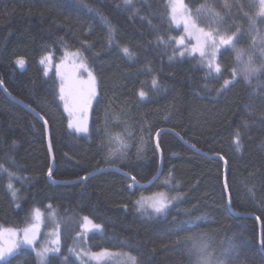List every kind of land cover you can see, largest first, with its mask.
<instances>
[{
	"label": "trees",
	"instance_id": "trees-1",
	"mask_svg": "<svg viewBox=\"0 0 264 264\" xmlns=\"http://www.w3.org/2000/svg\"><path fill=\"white\" fill-rule=\"evenodd\" d=\"M184 1L218 45L233 42H211L203 57L185 51L168 0H0V223L27 225L36 207L60 213L62 245L50 264H83L70 246L84 216L102 225L88 232L92 249L127 250L138 264H197L193 240L207 242L212 264H264V101L249 110L264 72L241 76L245 60L232 49L241 29L215 11L203 15L206 0ZM225 1L235 10L256 2ZM251 24L264 33V16ZM65 48L82 50L98 78L87 134L70 128L57 73L41 63L59 62ZM24 103L46 119L49 139ZM120 133L124 154L109 156V136ZM158 190L180 198L161 215L137 205ZM17 251L0 264H39L32 247Z\"/></svg>",
	"mask_w": 264,
	"mask_h": 264
},
{
	"label": "rangeland",
	"instance_id": "rangeland-1",
	"mask_svg": "<svg viewBox=\"0 0 264 264\" xmlns=\"http://www.w3.org/2000/svg\"><path fill=\"white\" fill-rule=\"evenodd\" d=\"M256 2L254 4L249 5L248 7H239L238 9H231L230 6L226 3L225 0H206L205 3H203V6L201 8V13L205 16H208L211 14L212 11H215L216 13H219V15L223 16L224 18H227L230 25L234 27V29H241V39H239L237 42L235 41L234 44H232V49L234 51V55L239 58L243 57V60H245V64L239 69L241 76L245 77L244 69L248 67L253 66V62L257 66V69H259V72H255L262 74L264 72V33L256 30V28L253 27L251 24L252 19L255 17V15L260 12L261 10V4L260 0H255ZM168 6L171 9L172 7V0H168ZM183 9L178 11L176 15V19L173 20L174 23L182 28V35L179 36L178 42L185 51H188L189 53H196L199 54V52H193L194 47H199L197 43L196 37L200 35L198 32V29H203L204 32H211L208 30L205 26L201 25L196 17L193 15L190 8L186 5L185 1L183 0ZM171 16V14H170ZM259 16V15H258ZM185 19L189 21V28L186 31L185 30ZM192 24H195V29L191 27ZM212 33V32H211ZM213 36V34H212ZM182 39V43H181ZM211 40H207L205 42V38L201 36L200 43L203 44V50L206 52L209 51L211 45ZM247 48L246 56L242 55L244 50ZM79 50V52L82 55L83 63L87 65L88 71H85L83 68L80 67L81 59L80 58H74L71 53H75ZM245 56V57H244ZM18 58H23L25 63L23 66H20L16 63V66H18L21 69H24L27 64V60L24 56H17L15 58V62ZM43 58H46L44 61L47 63L48 71L52 68L55 69L60 85V96L63 95L62 105L63 109L67 113V116L69 118V125L74 131L78 133L87 134L90 131V116H91V108L92 103L95 101L98 92H99V83L98 78L95 74L94 69L91 67V65L86 60V57L84 55V52L82 50L77 48H65L63 52L62 58L57 63H52L50 59V55H46ZM257 59L255 62L254 59ZM91 72L92 75L95 77V90L96 95L95 97H90L88 95L89 92V75L88 72ZM252 75V74H251ZM250 78V75L247 77V80L253 81ZM255 89L253 92V95L251 97V104L249 106V110H253L259 102L264 101V76H259L258 79H256V82L254 83ZM63 87L64 91L61 92V88ZM86 126L88 131L82 132L77 131L78 127ZM119 136L121 140L125 142L124 135L115 134L113 137ZM127 144V143H126ZM116 147H120L119 143L116 142ZM171 185V184H170ZM164 193L168 198L179 196V192L171 193L168 190H158L153 193L144 194L141 196L144 197H152L153 194H159ZM139 196L138 200L141 198ZM161 197L158 195L154 197V200H158ZM175 201V200H173ZM172 201V202H173ZM172 204V203H171ZM169 205V207L171 206ZM168 207V208H169ZM145 208L150 209L152 212L151 207L145 206ZM35 209H39L42 214V219L38 227L36 239L34 241L33 245H26L32 247L35 252L42 250L44 247H56L57 245L52 244L51 242L54 240H59V251L61 249L62 245V223L64 222L62 215L60 213H56V211L51 212H45L43 208L36 207ZM34 209V210H35ZM168 210V209H167ZM166 210V211H167ZM166 211L164 213H166ZM164 213H156V214H164ZM84 217H88L89 221H85ZM82 224L80 225V228L76 230L74 235V240L72 241V245L70 246V253H73L78 260L81 261L83 264H130L128 261V256H134L136 255L130 251L127 250H120V249H109V248H103V249H92L88 242V232L89 230L96 229L100 230L102 229V225L100 223L94 222L90 216H84ZM36 223L34 219V211H33V221L29 222V224L22 226V227H14V226H8L0 223V232H3V243L4 246L7 247L9 243V231L12 230L15 235L11 237V242L13 243H19L21 240H23V230L25 228L30 227L32 224ZM93 225H99V228L93 227ZM25 245H21L20 248ZM104 250H107L106 252ZM53 252H49L51 254ZM102 253V254H101ZM100 254V255H97ZM47 256V258H48ZM137 259V257H136ZM39 260V258H38Z\"/></svg>",
	"mask_w": 264,
	"mask_h": 264
},
{
	"label": "snow or ice",
	"instance_id": "snow-or-ice-1",
	"mask_svg": "<svg viewBox=\"0 0 264 264\" xmlns=\"http://www.w3.org/2000/svg\"><path fill=\"white\" fill-rule=\"evenodd\" d=\"M132 4H133V0H123V6H125V7L132 6ZM260 4L262 7H261V10L258 13V15L264 16V0H260ZM118 7H120V5H118ZM183 7H184L183 6V0H172V7L170 9V14H171V18L173 20L176 19V15H177L178 11L183 9ZM216 15H219V13H216ZM184 23H185V30L187 31L189 28V21L187 19H185ZM191 27L193 29H195L196 26H195V24H192ZM114 32H115V29L112 28L111 26H109V32H108L109 44H111L113 41ZM198 32L200 33V35H198L196 37V39H197V43H198L199 47H194L193 52L198 51L201 57L205 56V51L203 50V44L200 43L201 36H203L205 38V42H207V40H211L212 41V47L214 49L218 48L219 45H229L233 42V39H234L233 36H229L227 38L221 37L219 40V45H218L216 40L213 38L211 32L206 33V32H204L203 29H198ZM262 39H264V38H262ZM182 42L183 41L181 39V43ZM122 51L126 55H129V56L132 55L129 48H127V47H124L122 49ZM181 54L183 55V53H181ZM71 55L74 58H80L81 59L80 67L83 68L85 71H88L87 65L85 63H83V58H82V55L79 52V50H77V52H75V53H71ZM212 55H214V52L212 53ZM45 59L46 58H42L41 63H44ZM16 63L20 66H23L25 61L23 58H18L16 60ZM209 67L211 68V67H213V65L210 63ZM214 70L217 73H219L221 71V67L218 63L215 64ZM257 71H259V69H257V68H252V67L245 68L244 69L245 79H247V77L249 75H251L252 73H255ZM88 75L90 78L88 81V83H89L88 95L90 97H95V95H96L95 77L92 75V73L90 71L88 72ZM0 83H2V82H0ZM231 83H232V81L225 80L223 88H227ZM155 84H156V81L153 80V85H155ZM222 90L223 89H221V91ZM63 91H64V89L62 87L61 92L63 93ZM139 95L141 97H144L146 95V93L141 91L139 93ZM63 98L64 97L62 95L61 99H63ZM45 124H47V121H45ZM69 126L71 127L72 125L70 124ZM77 131H82V132L86 133L88 131V129L86 126H81V127L77 128ZM157 135H159V133H157ZM114 141L118 142L120 147H118V148L112 147L111 145ZM234 144H235L237 149L240 148V132H239V130H237L235 135H234ZM126 147H127L126 143L123 140H121L119 136L112 137L110 134V136H109V147H108V155L109 156L115 157L117 153H119L120 155H123L124 154L123 149ZM156 147L159 149V143H157ZM11 175L12 174L9 173L10 177H11ZM86 178L87 177H85L84 179H86ZM158 178H159L158 176L153 177V180H156ZM162 183L165 186L170 185L172 183L171 173L169 174V178L165 179ZM8 188L10 190H12V195H13V197H15L16 191H15V189H13V185L11 183L8 184ZM157 195L161 198L158 200H154V197ZM179 198H180L179 196H174V197L168 198L164 193H159V194H153L152 197L141 196V198L139 200H137L136 203L142 209H144L145 206L147 205V207L152 208L154 213H164L168 209V207L172 203V201L177 200ZM49 207H51V206H49ZM34 219H35L36 223L32 224L30 227L25 228L23 230V240H21L19 243L11 242V237L14 236L15 233L12 230H8L9 231V243H8L7 247H5L4 243H3V232H0V262H4L7 257L18 255L19 252L17 250L20 249V246L22 244L34 246V241L36 239L38 227H39V224H40L41 219H42V214H41L39 209L34 210ZM84 220L88 221L90 223L88 217H84ZM93 227L99 228L100 226L99 225H93ZM189 239H191V238H189ZM51 243L55 244L57 246L51 247V248L50 247H44L42 250H40L36 253L37 257L39 258V264H50V262H48V260H47L48 253L49 252H53V253L59 252V247H58L59 240H58V238H57V240H54ZM261 243H262V245H264V241H261ZM104 251L106 252L107 250H104ZM190 251L197 253V257H198L197 264H212L209 253H208V244L206 241L193 240L192 241V248L190 249ZM97 255H100V254H97ZM128 261L130 262V264H138V261H137L136 257H134V256L129 255Z\"/></svg>",
	"mask_w": 264,
	"mask_h": 264
},
{
	"label": "water",
	"instance_id": "water-1",
	"mask_svg": "<svg viewBox=\"0 0 264 264\" xmlns=\"http://www.w3.org/2000/svg\"><path fill=\"white\" fill-rule=\"evenodd\" d=\"M1 84V86L2 87H4V85L2 84V83H0ZM24 105L26 106V107H28V108H30L32 111H33V113H35L38 117H41V119L45 122L46 121V119L44 118V117H42V115L40 114V113H38L34 108H32V107H30L28 104H26V103H24ZM47 125V130H48V139L50 138L49 137V127H48V123L46 124ZM163 132V130L162 131H160V134ZM174 132V131H173ZM174 133H176L177 134V132H174ZM159 137H160V135L158 136V140H159ZM158 140H157V142H158ZM185 142V141H184ZM189 146H191V147H193V148H195L193 145H191L190 143H188V142H186ZM49 147H50V152H51V155H52V150H51V145H50V143H49ZM54 161V160H53ZM117 168V167H116ZM115 168V169H116ZM159 172H160V170H159ZM92 173H94V172H92ZM92 173H90V174H92ZM159 174V173H158ZM156 177V176H155ZM152 181V180H151ZM150 181V182H151ZM149 182V183H150ZM149 183H147L148 185H149ZM230 204H231V199H230V202H229Z\"/></svg>",
	"mask_w": 264,
	"mask_h": 264
}]
</instances>
